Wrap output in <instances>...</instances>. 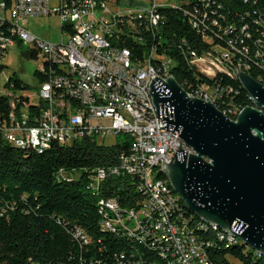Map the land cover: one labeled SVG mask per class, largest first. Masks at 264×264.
<instances>
[{
	"label": "built area",
	"instance_id": "built-area-1",
	"mask_svg": "<svg viewBox=\"0 0 264 264\" xmlns=\"http://www.w3.org/2000/svg\"><path fill=\"white\" fill-rule=\"evenodd\" d=\"M116 4L122 6L113 7ZM214 5L219 6L216 0H197L184 14L193 28L210 24L220 31L217 19L208 13L215 12ZM176 6L177 0H57L55 6L51 0H11L10 4L0 0V65L8 46L15 42L14 36L36 50V58H41L36 71L45 77L27 91L3 92L10 96V110L0 120V137L16 147L41 151L53 143L70 144L86 138L102 143L109 136L129 135L130 145L118 162L93 170L89 187L97 189L111 175H127L134 180L140 198L128 208L115 198H100L102 225L150 238L153 245L170 253L175 264H212L206 247L214 241L226 246L240 241L214 224L187 216L183 201L161 169V162L168 163L178 147L191 152L178 135L162 128L148 94L154 76H173L175 61L157 51L156 44L140 57L119 44L123 36L141 41L136 36L139 27L155 35L163 23L159 9ZM52 14L59 16L61 25L69 24L70 30L62 32L65 41H43L26 27L29 18ZM227 26L223 32L231 28ZM201 39L210 44L208 48L198 51L188 47L184 52L196 71L210 79L221 72L237 77V69H243L239 62L233 63L234 54L216 44L212 35L202 33ZM112 40L118 43L112 44ZM227 43L237 51L232 41ZM241 50L248 52L245 46ZM189 88L185 91L190 96L214 105L222 91L231 90L208 83ZM241 109L221 105L219 110L235 119Z\"/></svg>",
	"mask_w": 264,
	"mask_h": 264
},
{
	"label": "trees",
	"instance_id": "trees-1",
	"mask_svg": "<svg viewBox=\"0 0 264 264\" xmlns=\"http://www.w3.org/2000/svg\"><path fill=\"white\" fill-rule=\"evenodd\" d=\"M216 1L219 6H212L215 12L208 13L217 19L220 31L210 24L208 28H193L184 10L191 9L197 0H177L179 7L159 9L163 23L155 35L139 27L136 36L141 41L123 36L119 44L130 48L137 57L156 44L157 51L174 59L171 73L184 90L190 91L189 86L196 83L230 88L222 91L216 107L243 108L252 103L236 76L221 72L213 79L205 77L184 52L188 47L198 51L208 48L210 44L201 39V34L212 35L216 44L234 54V64L239 62L248 75L264 85V0ZM229 24L231 28L223 32ZM67 29L69 24L61 25V32ZM13 38L17 45L21 44ZM183 38L185 43L181 42ZM229 40L237 51L229 46ZM244 46L247 53L241 50ZM257 51L259 56L255 57ZM29 56L36 58V50L31 48ZM2 68L1 64L0 72ZM34 77L37 82L45 80L36 70ZM29 89L15 73L4 83V91L10 93ZM3 92L0 120L10 110V96ZM130 142V136L123 134L121 141L112 145L86 138L70 144L53 143L37 151L16 147L0 137V264H175L170 253L153 245L150 238L102 225L100 198H115L125 208L135 206L140 198L134 190V180L127 175H111L97 189L89 187L93 170L116 164ZM74 170L79 171L77 176L70 175ZM183 206L191 216L184 203ZM206 250L212 264H264L263 255L255 254L241 242L226 246L214 241Z\"/></svg>",
	"mask_w": 264,
	"mask_h": 264
},
{
	"label": "water",
	"instance_id": "water-1",
	"mask_svg": "<svg viewBox=\"0 0 264 264\" xmlns=\"http://www.w3.org/2000/svg\"><path fill=\"white\" fill-rule=\"evenodd\" d=\"M237 80L252 104L235 119L173 76H154L148 94L162 128L191 149L161 162L173 191L193 216L264 256V85L238 69Z\"/></svg>",
	"mask_w": 264,
	"mask_h": 264
},
{
	"label": "rangeland",
	"instance_id": "rangeland-1",
	"mask_svg": "<svg viewBox=\"0 0 264 264\" xmlns=\"http://www.w3.org/2000/svg\"><path fill=\"white\" fill-rule=\"evenodd\" d=\"M51 5H57V0H51ZM121 6V4L113 5V7ZM26 27L43 41L59 42L61 40H66V36L61 32L60 18L56 14L29 18ZM31 48L32 47L29 43H21L20 45H17V43L14 42L8 46L7 54L2 59L3 68L0 72V94L4 91V83L6 79L13 73L28 84L30 88L36 86L37 80L34 77V72L39 67L41 58L30 57L29 51ZM122 137L123 134L118 137L109 136L103 139L102 143L112 145L121 141ZM78 173V170H74L70 172V175L77 176Z\"/></svg>",
	"mask_w": 264,
	"mask_h": 264
}]
</instances>
